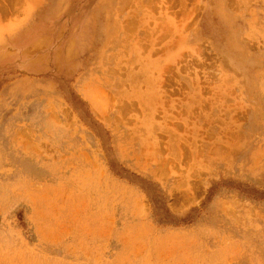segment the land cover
<instances>
[{
	"label": "rangeland",
	"instance_id": "rangeland-1",
	"mask_svg": "<svg viewBox=\"0 0 264 264\" xmlns=\"http://www.w3.org/2000/svg\"><path fill=\"white\" fill-rule=\"evenodd\" d=\"M0 264H264V0H0Z\"/></svg>",
	"mask_w": 264,
	"mask_h": 264
}]
</instances>
